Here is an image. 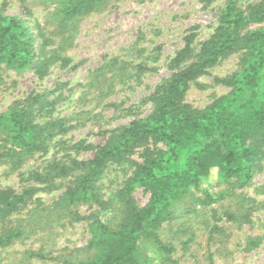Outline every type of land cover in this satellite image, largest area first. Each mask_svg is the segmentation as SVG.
I'll return each instance as SVG.
<instances>
[{
	"label": "trees",
	"instance_id": "1",
	"mask_svg": "<svg viewBox=\"0 0 264 264\" xmlns=\"http://www.w3.org/2000/svg\"><path fill=\"white\" fill-rule=\"evenodd\" d=\"M18 1L30 17L0 6V85L6 70L18 74L32 70L44 80L53 66L77 68L68 51L75 46L82 21L110 3ZM199 1L204 8L216 2ZM34 3L47 10L43 22L33 17ZM200 26L188 30L182 47L168 59L171 73L141 100L152 103L151 111L107 130L100 144L65 138L83 123L82 113H90V120L98 117L90 111L60 114L59 106L68 98L67 83L35 89L0 112V165H6L8 173L18 172L22 184L21 191L0 184V253L67 217L71 222L85 219L90 236L76 253L58 257L63 264H179L174 240L163 237L164 224L178 213L211 217L210 239L229 236V227L218 222L223 216L238 226L252 220L253 210L260 208L254 198L241 195L238 207L225 201L238 189L252 186L264 168V0H224L205 39H198ZM140 40L119 55L104 56L81 84L79 100L120 107L107 102L117 86L131 80L141 83L146 72L156 69L149 65L152 56ZM231 55L238 57L237 68L214 77V83L228 90L202 107L193 105L187 99L190 88L204 86L199 78ZM132 108L124 109L125 114ZM88 150L94 152L91 157H79ZM37 154L44 157L37 160ZM109 175H122L123 180L107 192L104 180ZM213 175L226 186L212 189ZM139 187L149 193L145 204L135 197ZM57 188L63 191L50 204L35 198L39 191ZM261 189L264 186L257 188ZM82 205L96 208L81 215ZM184 234L188 236L180 240L183 255L195 239L187 231ZM145 243L161 252L157 261L144 249ZM260 243L261 237H248L245 251ZM28 252L31 257L46 256L41 250ZM206 260L214 264L211 250Z\"/></svg>",
	"mask_w": 264,
	"mask_h": 264
},
{
	"label": "rangeland",
	"instance_id": "2",
	"mask_svg": "<svg viewBox=\"0 0 264 264\" xmlns=\"http://www.w3.org/2000/svg\"><path fill=\"white\" fill-rule=\"evenodd\" d=\"M223 2L224 0H216L211 7L204 8L199 0H110L105 10L87 16L81 23L75 46L68 51L74 63H78L77 68L53 66L44 80L37 79L32 70L21 74L13 70L3 72V82L0 85V112L6 110L14 99L23 97L35 89L54 88L57 83H67L64 93L68 98L59 106L60 114L90 111L98 114V117L90 120L87 119L90 113H82L83 123L73 128L65 138L69 141L86 138L89 142L100 144L104 141L107 130L129 121L134 116L145 115L151 111L152 103H142L141 100L153 90L155 84L171 73L167 66L169 57L182 47L183 38L193 25H201L198 39L208 37L216 21L219 6ZM0 6L8 13L30 17L24 13L18 0H0ZM31 7L33 17H38L43 22L47 10L37 3L32 4ZM139 38L141 39L139 45L145 47L146 54L152 56L148 59L149 65L155 66L156 69L146 72L141 83L131 80L125 86H117V91L107 102L118 103L121 108L105 106V104L97 105V102L90 98L86 101L79 100L82 93L81 84L87 82L90 70L97 67L104 56L121 54ZM157 46L161 48L159 58L155 59L153 55L158 53ZM237 63V55H231L213 67L209 73L199 78L204 86L191 87L187 99L193 105L202 107L214 96L225 93L229 87L222 83H214V77L230 74L237 68ZM130 106H133L132 112L126 115L124 109ZM93 154L92 150L82 151L79 157L87 158ZM50 155L51 152L48 156ZM135 156L139 159L138 154ZM43 157L42 154H37L35 159L41 160ZM31 162L33 161L30 160L27 164ZM5 169L6 165H0V184L21 191L22 184L18 172L8 173ZM114 176L109 175L105 178L107 189L104 191L109 192L110 188L122 183V175ZM210 184L214 190L226 186L218 182L216 175L211 177ZM207 185L209 184H203L204 187ZM262 186H264V168L255 176L252 186L238 189L229 200L225 201L226 204L238 207L242 202L241 195L244 194L254 198L256 204L260 203V208L252 212V220L241 226L232 223L224 216L218 221L221 225L229 227L228 237L216 235L210 239L209 229L214 220L202 213L188 218L178 213L174 221L165 223L163 237L174 240L177 246L175 255L179 258V264H207L206 256L209 250L214 253V264H264V189L257 190ZM62 191L63 188L39 191L35 198L50 204L61 195ZM134 194L140 204L148 201L149 193L142 187L137 188ZM104 196L106 198L107 194ZM95 208L96 206L82 205L79 207V212L81 215H88ZM184 231L195 237L185 255L180 244V240L188 236ZM89 236L85 219L72 222L67 217L57 219L52 225L39 230L26 240L17 241L3 249L0 253V264H63L58 257L76 253L86 245ZM250 236L261 237V243L246 252L245 246ZM32 249L41 250L46 256L31 257L28 251ZM144 249L153 255L155 261L161 255L151 243H145Z\"/></svg>",
	"mask_w": 264,
	"mask_h": 264
}]
</instances>
